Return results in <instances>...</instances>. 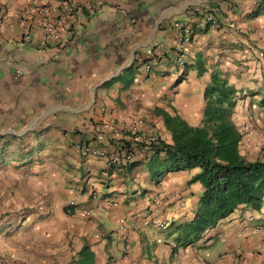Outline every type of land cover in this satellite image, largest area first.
Listing matches in <instances>:
<instances>
[{
    "label": "crops",
    "instance_id": "1",
    "mask_svg": "<svg viewBox=\"0 0 264 264\" xmlns=\"http://www.w3.org/2000/svg\"><path fill=\"white\" fill-rule=\"evenodd\" d=\"M82 1L99 5L70 18L64 51L39 49L32 0H0V264H264V190L257 209L240 204L192 240L187 226L203 191L197 168L152 176L148 165L163 152L138 145L127 169L78 149L109 152L127 139L103 125L108 117L118 130L131 116L146 118L170 143L155 106L200 124L207 54L229 46L232 34L244 52L237 64L247 63L249 78L264 77V0ZM204 9L217 29L199 31ZM184 23L192 38L180 47ZM254 159L264 160V150Z\"/></svg>",
    "mask_w": 264,
    "mask_h": 264
},
{
    "label": "trees",
    "instance_id": "2",
    "mask_svg": "<svg viewBox=\"0 0 264 264\" xmlns=\"http://www.w3.org/2000/svg\"><path fill=\"white\" fill-rule=\"evenodd\" d=\"M206 28L205 25L199 31L205 32ZM195 66L200 75L204 71L202 63L196 62ZM235 93L232 84L217 72H211L202 94L204 107L200 124L190 125L178 114H171L157 106L152 109L155 115L161 117L170 136V143H165L156 135L155 143L149 145L154 154L164 153L163 160L156 165L159 169L148 165L152 176L197 168L193 180L201 184L203 191L194 217L187 226L192 240L238 205L248 204L257 209L261 202L264 160L249 161L239 153L241 132L231 119ZM117 142L118 150L128 149V141ZM131 165L133 162H128L124 167L128 169ZM79 255L82 257L80 263H85L83 257H89L90 253L82 247Z\"/></svg>",
    "mask_w": 264,
    "mask_h": 264
},
{
    "label": "built area",
    "instance_id": "3",
    "mask_svg": "<svg viewBox=\"0 0 264 264\" xmlns=\"http://www.w3.org/2000/svg\"><path fill=\"white\" fill-rule=\"evenodd\" d=\"M34 6L31 7V13L36 16V24L40 31L38 40L39 49H43L48 43L61 44V33L67 28V22L75 13L86 11L88 13L94 12L98 8V2L90 3L82 0H32ZM200 20L201 27L207 26L208 29H213L218 26V21L214 14L209 9H204ZM17 15V14H16ZM5 19V12L0 8V26ZM24 39L29 38V34L23 35ZM191 26L188 23L179 25L177 42L180 47H183L191 42ZM64 51L69 49L68 45L61 44ZM145 71L149 69V65L144 66ZM16 73L25 74L26 70L22 68H15ZM105 125L111 132L117 133L120 130L124 131L125 141H128V149L118 150L119 147L114 146V150L105 151L93 145L79 144L78 149L83 156H105L110 164L122 163L123 165L130 162L133 156V149L139 144L149 149V145L155 143L156 133L153 131L150 123L146 118L141 116H131L125 121L121 127L117 128L115 122L111 118H107ZM118 143V142H117ZM74 209L73 201L69 200L65 205V213H72ZM105 211V209H103ZM124 219L118 218L119 227H122ZM145 224V223H144ZM163 228L164 222L157 224ZM126 247L128 245H125ZM5 264V263H4Z\"/></svg>",
    "mask_w": 264,
    "mask_h": 264
},
{
    "label": "rangeland",
    "instance_id": "4",
    "mask_svg": "<svg viewBox=\"0 0 264 264\" xmlns=\"http://www.w3.org/2000/svg\"><path fill=\"white\" fill-rule=\"evenodd\" d=\"M231 38L235 39L229 43V46L209 51L207 55L212 61L209 69L210 73L217 72L236 90L231 119L242 134L239 153L250 161L258 155V152L264 150V77L261 76L258 80L249 78L247 63L237 64V50L239 49L241 54L244 52L242 48H236V34H232ZM241 66L246 70L240 69ZM183 78V74L180 73L172 79V82L170 81L169 86L175 89ZM259 90L260 92L257 93ZM175 91L178 92V89Z\"/></svg>",
    "mask_w": 264,
    "mask_h": 264
}]
</instances>
